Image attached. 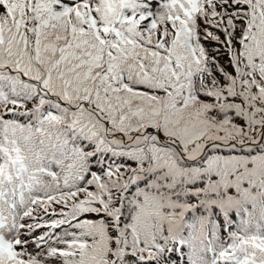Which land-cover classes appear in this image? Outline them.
I'll return each instance as SVG.
<instances>
[{
	"label": "snow or ice",
	"instance_id": "snow-or-ice-1",
	"mask_svg": "<svg viewBox=\"0 0 264 264\" xmlns=\"http://www.w3.org/2000/svg\"><path fill=\"white\" fill-rule=\"evenodd\" d=\"M0 264H264V0H0Z\"/></svg>",
	"mask_w": 264,
	"mask_h": 264
}]
</instances>
